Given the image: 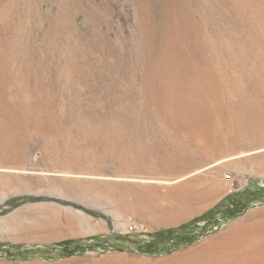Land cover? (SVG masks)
Returning <instances> with one entry per match:
<instances>
[{
  "label": "rangeland",
  "instance_id": "rangeland-1",
  "mask_svg": "<svg viewBox=\"0 0 264 264\" xmlns=\"http://www.w3.org/2000/svg\"><path fill=\"white\" fill-rule=\"evenodd\" d=\"M243 219L264 226V0H0V264L164 259Z\"/></svg>",
  "mask_w": 264,
  "mask_h": 264
},
{
  "label": "bare ground",
  "instance_id": "bare-ground-1",
  "mask_svg": "<svg viewBox=\"0 0 264 264\" xmlns=\"http://www.w3.org/2000/svg\"><path fill=\"white\" fill-rule=\"evenodd\" d=\"M201 80H203V79L201 78ZM207 84H209L210 86H212V88H214L213 87L214 84L212 85L211 82L210 83L208 82ZM200 86H202V84ZM207 87H206L205 91H208L207 89H209V87L208 88ZM211 91H213V89H211ZM215 91H216V88L213 92H215ZM195 101H196V99H195ZM198 102H199V100H198ZM200 102H202V101H200ZM204 102H206V101H204ZM189 104H191V103L189 102ZM195 104H197V103H195ZM191 105L193 107V104H191ZM178 106H180V105H178ZM216 107H217V105H216ZM173 113H174V111H173ZM202 118H200V119H202ZM205 171H206L205 168H203V169L201 168V169L197 170L198 173H203ZM197 172H195V173H197ZM185 176L187 177L188 175H185ZM183 179H185V177L182 178V176H181V177H178L174 180H169V181L180 182ZM143 181H145V180H143ZM146 181H148V180H146ZM189 181L190 180H188L187 182H189ZM184 184H186V183H183V184L179 183L178 185L176 184L177 186H174L175 191H174V189L173 190L171 189L172 191L175 192L174 196L176 195L180 200L187 199V197L189 196L188 195L189 193L186 190H184V188L181 187ZM260 222H262V221H260ZM263 230H264V226L261 223H259L258 221L252 222V221H248L246 219H243V220L235 223L234 225H232L230 228L223 231L222 233L212 237L211 239L207 240L206 242H204V243L198 245L197 247L192 248L188 251H183L182 253L175 254L169 258H164V259H139V260L136 259L138 262L136 261L134 264H139L140 261L143 262L144 260H145V262H147L144 264H264V237L260 238V235H262ZM244 246H245V248L243 250H241L240 248L244 247ZM181 257H182V259H181Z\"/></svg>",
  "mask_w": 264,
  "mask_h": 264
},
{
  "label": "trees",
  "instance_id": "trees-1",
  "mask_svg": "<svg viewBox=\"0 0 264 264\" xmlns=\"http://www.w3.org/2000/svg\"><path fill=\"white\" fill-rule=\"evenodd\" d=\"M172 230H168L166 231V233L171 232ZM165 232L161 231V232H157L154 237H156L155 239H157L158 237H160L161 235H163ZM79 240H67V241H62L57 243L56 248L60 249L62 251V253L64 255H68L70 253H73L74 251V247L79 243ZM149 244L146 245V248L148 251H151L152 247L154 246V242H148Z\"/></svg>",
  "mask_w": 264,
  "mask_h": 264
},
{
  "label": "built area",
  "instance_id": "built-area-1",
  "mask_svg": "<svg viewBox=\"0 0 264 264\" xmlns=\"http://www.w3.org/2000/svg\"><path fill=\"white\" fill-rule=\"evenodd\" d=\"M129 229L132 231L141 232V231H144L146 229V227L143 223H140L137 220H133V218H132L130 223H129Z\"/></svg>",
  "mask_w": 264,
  "mask_h": 264
}]
</instances>
